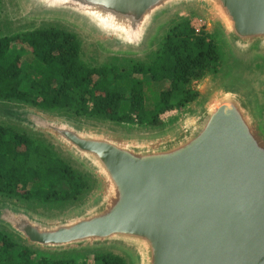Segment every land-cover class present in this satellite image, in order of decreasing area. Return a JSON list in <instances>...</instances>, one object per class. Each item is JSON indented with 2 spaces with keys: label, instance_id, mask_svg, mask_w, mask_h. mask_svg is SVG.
Segmentation results:
<instances>
[{
  "label": "water",
  "instance_id": "95a60500",
  "mask_svg": "<svg viewBox=\"0 0 264 264\" xmlns=\"http://www.w3.org/2000/svg\"><path fill=\"white\" fill-rule=\"evenodd\" d=\"M46 1V8L99 22L101 33L133 47L152 24L149 13L204 2L222 17L234 47L264 51V0ZM98 13L109 15L112 28ZM32 117L96 170L104 192L54 224L1 210V221L29 244L58 250L121 245L137 264H264V133L241 92L221 91L179 134L155 143L117 141Z\"/></svg>",
  "mask_w": 264,
  "mask_h": 264
},
{
  "label": "trees",
  "instance_id": "16d2710c",
  "mask_svg": "<svg viewBox=\"0 0 264 264\" xmlns=\"http://www.w3.org/2000/svg\"><path fill=\"white\" fill-rule=\"evenodd\" d=\"M17 45L27 51L24 60ZM221 65L215 41L188 20L173 25L145 61L114 57L98 66L82 58L76 35L43 27L0 37V101L161 129V116L194 103L200 95L195 86L216 76ZM92 187L89 176L74 170L41 136L0 124L1 198L64 206L79 203ZM124 260L111 253H97L89 261L75 250L39 251L12 230L0 231V264H126Z\"/></svg>",
  "mask_w": 264,
  "mask_h": 264
},
{
  "label": "rangeland",
  "instance_id": "374dc122",
  "mask_svg": "<svg viewBox=\"0 0 264 264\" xmlns=\"http://www.w3.org/2000/svg\"><path fill=\"white\" fill-rule=\"evenodd\" d=\"M194 3L178 5L170 13L157 19L155 27L144 35L141 45L133 47L121 45L115 41L112 44L109 36L97 31L85 20L76 19L68 13L46 8V6L37 8L34 0H1L0 37L17 36L43 27L60 29L76 35L81 45L82 58L97 66L114 62V57L126 58L134 63L140 60L145 61L146 56L159 46L173 25L182 20H188L197 32L203 30L211 36L221 53L222 65L216 76L206 78L195 86L200 95L194 103L179 111H171L161 116L163 122L161 129L138 128L108 121L97 122L68 113L67 115L49 114L25 104L0 101L1 125L13 127L29 135L41 136L46 144L52 146L57 155L74 170L88 175L93 186L79 203L64 206H39L18 199L0 197V211L8 207L19 213H25L36 223L54 224L77 215L103 195L104 182L96 170L53 134L34 126L33 115L42 116L54 122H65L83 132L100 134L117 141L155 143L179 134L195 120L214 96L223 90L230 89L239 91L250 99L254 114L264 133V51L247 52L241 51L237 46L234 47L227 36L222 17L214 11L213 6L204 2ZM14 48L20 52L21 59L24 60L27 56L26 49L18 45ZM21 48L22 51H20ZM3 214L5 213L2 212L1 215ZM7 215L6 213L4 217L7 218ZM2 221L0 219V231L5 232L6 228L12 230L8 224L4 223L6 221ZM13 233L16 234L14 231ZM17 235L23 239L24 244L29 245L27 240L18 233ZM37 249L50 253L62 251L41 247ZM64 250H75L82 255L86 253L89 261H92L97 253H111L125 258L126 264H137L133 251L121 245L84 246Z\"/></svg>",
  "mask_w": 264,
  "mask_h": 264
},
{
  "label": "flooded vegetation",
  "instance_id": "af4514ba",
  "mask_svg": "<svg viewBox=\"0 0 264 264\" xmlns=\"http://www.w3.org/2000/svg\"><path fill=\"white\" fill-rule=\"evenodd\" d=\"M174 2V1H173ZM168 3V2H167ZM172 3V1L170 2V3H168V5H170ZM191 3H193V2H191ZM184 4H187L186 2H183V3H178V4H175V5H173V6H171V8H168L169 10H167V11H164L163 12V14L160 16V14H158L157 16H151V14L149 13L148 14V16H147V18H149V20H153L151 23V25H149V26H147L146 28H144V33H143V39H144V35L147 33V32H149V31H151L150 29H153L154 27H155V24H156V20L157 19H160V18H162V16L164 15H167L168 13H170L172 10H174L175 8H176V6H180V5H184ZM34 5L37 7V8H41L42 6H48V2L46 1V0H34ZM175 7V8H174ZM96 16V15H95ZM97 16H100V17H103L104 19H106V20H109L110 22H114L113 20H110V17H109V15H107V14H104V13H100L99 15H97ZM96 16V17H97ZM98 18V17H97ZM99 19V18H98ZM86 22H88V23H90V25L94 28V29H96L97 31H100L99 30V26L101 25L99 22H97V23H92L91 21H88L87 19H86ZM100 22L102 23V21L100 20ZM99 27H97V26ZM107 27H109V28H112L109 24L108 25H106ZM101 32V31H100ZM142 39V40H143ZM110 41H111V43L112 44H114V39L113 38H111L110 39ZM142 42V41H141ZM9 210V209H8ZM12 212V214H11V218H13V219H24L25 220V218L22 216V214L21 213H19L18 211H15V210H12V209H10ZM10 212V211H9Z\"/></svg>",
  "mask_w": 264,
  "mask_h": 264
},
{
  "label": "bare ground",
  "instance_id": "6f19581e",
  "mask_svg": "<svg viewBox=\"0 0 264 264\" xmlns=\"http://www.w3.org/2000/svg\"><path fill=\"white\" fill-rule=\"evenodd\" d=\"M95 14H96V13H95ZM97 15H99V13H98ZM97 15H96V16H97ZM97 17H98L99 20H101L102 23L105 24V25H108V24L111 23L109 20H106V19H104L103 17H100V16H97Z\"/></svg>",
  "mask_w": 264,
  "mask_h": 264
}]
</instances>
